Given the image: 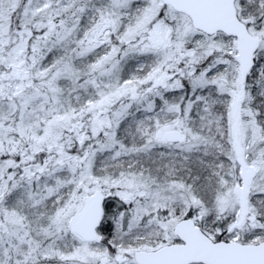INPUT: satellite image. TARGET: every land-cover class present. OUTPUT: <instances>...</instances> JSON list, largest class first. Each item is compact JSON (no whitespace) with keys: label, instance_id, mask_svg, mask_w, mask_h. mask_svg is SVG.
<instances>
[{"label":"snow or ice","instance_id":"obj_1","mask_svg":"<svg viewBox=\"0 0 264 264\" xmlns=\"http://www.w3.org/2000/svg\"><path fill=\"white\" fill-rule=\"evenodd\" d=\"M0 264H264V0H0Z\"/></svg>","mask_w":264,"mask_h":264}]
</instances>
